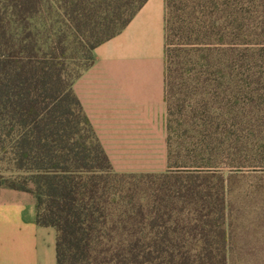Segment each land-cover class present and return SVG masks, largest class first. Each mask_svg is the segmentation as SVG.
<instances>
[{
    "label": "trees",
    "instance_id": "obj_1",
    "mask_svg": "<svg viewBox=\"0 0 264 264\" xmlns=\"http://www.w3.org/2000/svg\"><path fill=\"white\" fill-rule=\"evenodd\" d=\"M145 1L0 0V186L56 264H228L229 182L264 153V0H164L167 168L118 173L73 83Z\"/></svg>",
    "mask_w": 264,
    "mask_h": 264
},
{
    "label": "crops",
    "instance_id": "obj_2",
    "mask_svg": "<svg viewBox=\"0 0 264 264\" xmlns=\"http://www.w3.org/2000/svg\"><path fill=\"white\" fill-rule=\"evenodd\" d=\"M164 40L165 2L146 0L118 34L93 49L92 65L73 83L115 172L167 168ZM8 195L0 200V264H56L54 228L36 224L29 194Z\"/></svg>",
    "mask_w": 264,
    "mask_h": 264
},
{
    "label": "rangeland",
    "instance_id": "obj_3",
    "mask_svg": "<svg viewBox=\"0 0 264 264\" xmlns=\"http://www.w3.org/2000/svg\"><path fill=\"white\" fill-rule=\"evenodd\" d=\"M239 155L245 165L234 171L227 191L228 264H264V164L257 162L264 153L243 150ZM224 157L217 155L219 164ZM9 190L0 186V200L9 196ZM10 193L12 198L19 195Z\"/></svg>",
    "mask_w": 264,
    "mask_h": 264
}]
</instances>
